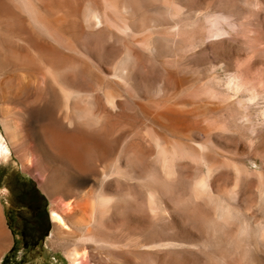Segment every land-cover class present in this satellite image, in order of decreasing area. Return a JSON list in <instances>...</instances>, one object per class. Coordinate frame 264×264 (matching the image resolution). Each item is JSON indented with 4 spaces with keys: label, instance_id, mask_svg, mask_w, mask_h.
I'll return each instance as SVG.
<instances>
[{
    "label": "rangeland",
    "instance_id": "1",
    "mask_svg": "<svg viewBox=\"0 0 264 264\" xmlns=\"http://www.w3.org/2000/svg\"><path fill=\"white\" fill-rule=\"evenodd\" d=\"M0 218V264H264V0H0Z\"/></svg>",
    "mask_w": 264,
    "mask_h": 264
},
{
    "label": "bare ground",
    "instance_id": "2",
    "mask_svg": "<svg viewBox=\"0 0 264 264\" xmlns=\"http://www.w3.org/2000/svg\"><path fill=\"white\" fill-rule=\"evenodd\" d=\"M2 87V86H1ZM52 88V87H51ZM3 96V95H2ZM67 109V108H66ZM5 126H6V129L7 131L10 133L11 135V138L15 141V139H17L19 137V131H18V128H17V125L15 122H5ZM52 131V132H50ZM49 131V134H55L54 130H50ZM59 132H56L55 135H52L51 139L55 137L54 141L56 140V144L58 145V150L59 152H57L59 155L61 156H64L65 152L68 153V157H70V162L72 164V167H74V169L76 171H78V173H81L82 169H81V162L79 161L78 159V155H77V152L78 151V148L76 146V144L74 145L77 150L75 151V147H73L72 149H67L65 148V146H63V140H61V136L60 134H58ZM62 133V132H61ZM54 136V137H53ZM64 136V135H63ZM69 138V136H68ZM72 138V137H71ZM47 139V138H46ZM74 139H76L75 137L73 139L70 140V138L68 140L70 141H73ZM67 140V139H66ZM67 140V141H68ZM79 140V139H78ZM60 141V142H59ZM69 141V142H70ZM75 141V140H74ZM47 143L50 144V142L47 141ZM67 143V142H66ZM74 143V142H73ZM54 145H55V142H54ZM56 145V146H57ZM66 146L70 144H65ZM52 146V145H51ZM55 146V148H56ZM108 146V145H107ZM72 147V146H71ZM53 148V147H52ZM75 148V149H74ZM64 149L68 150V151H64ZM99 153L101 154L102 157H105V155L108 153V148H106L105 146H101V145H98L97 147ZM72 150V151H71ZM56 152V150H53ZM64 151V153H63ZM67 158V157H66ZM81 158V157H80ZM22 161L25 163V164H29V163H32V156H24L22 158ZM83 161V160H82ZM83 165V164H82ZM65 182V181H64ZM75 182V181H74ZM63 186V187H62ZM61 187V193L64 195V196H68L69 199L68 201H63V205L61 206V209L62 211L66 214V216L70 219H74L76 222V227H78L79 229H82L84 231V233H90L92 232L91 230V227H93V222H94V216L95 214L92 212L94 211L92 209L91 206H89L88 202L86 203H82L80 204V202L76 201V200H73L72 199L74 198V194L72 192V184L70 183H67V184H63ZM75 188V187H74ZM60 189V187H59ZM77 191V190H76ZM87 193V192H86ZM77 194V193H76ZM85 194V192H84ZM78 195V194H77ZM80 196V195H79ZM82 196V195H81ZM84 198V196H83ZM99 198V197H98ZM77 199V198H76ZM78 200V199H77ZM93 200V199H92ZM94 201V200H93ZM99 201V200H98ZM101 202V201H100ZM97 203V202H96ZM100 205V204H99ZM91 207V208H90ZM96 210V209H95ZM51 216H52V221L56 224V226L58 228H60L64 233H68L70 234L69 232V225L65 222V219L63 217V215L58 211V210H52L51 212ZM110 217V216H109ZM116 217V216H115ZM119 218V217H118ZM107 219V218H106ZM1 218H0V242L3 240H1L2 236H3V228H2V224H1ZM95 224V223H94ZM106 225V224H105ZM95 226V225H94ZM106 231V230H105ZM83 235V234H82ZM119 235V234H118ZM80 236V235H79ZM78 236V237H79ZM77 238V237H76ZM82 238V237H81ZM136 241V240H135ZM3 244V243H2ZM78 244H81V243H78ZM4 245V244H3ZM85 245V244H84ZM1 243H0V247H1ZM77 247H80V246H77ZM75 247L73 248L72 250L70 249V251L68 252L67 254V257L69 258V260L71 261L72 264H84V261H85V254L82 255L81 251L78 250V248ZM82 247V245H81ZM1 249V248H0ZM84 251V250H83ZM84 253V252H83ZM87 253V252H86Z\"/></svg>",
    "mask_w": 264,
    "mask_h": 264
},
{
    "label": "flooded vegetation",
    "instance_id": "3",
    "mask_svg": "<svg viewBox=\"0 0 264 264\" xmlns=\"http://www.w3.org/2000/svg\"><path fill=\"white\" fill-rule=\"evenodd\" d=\"M34 190L37 192V189L35 187H34ZM38 196L40 199H43L42 195L38 194ZM31 201L35 202L36 204L35 205L27 204L26 207L29 208V210L32 214H35L37 212H41L43 210L42 206L37 204V202H38L37 199L31 200ZM44 228L39 229V234L37 235L36 240L33 241L32 245H36L37 243L42 242L41 237H43ZM24 245H25V243H24Z\"/></svg>",
    "mask_w": 264,
    "mask_h": 264
},
{
    "label": "water",
    "instance_id": "4",
    "mask_svg": "<svg viewBox=\"0 0 264 264\" xmlns=\"http://www.w3.org/2000/svg\"><path fill=\"white\" fill-rule=\"evenodd\" d=\"M48 234H49V229H48V227H45L44 232H43V237H41L42 242L44 240V237L47 236Z\"/></svg>",
    "mask_w": 264,
    "mask_h": 264
}]
</instances>
